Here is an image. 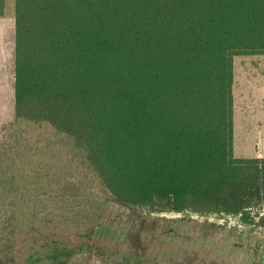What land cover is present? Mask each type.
<instances>
[{
    "label": "trees",
    "instance_id": "obj_1",
    "mask_svg": "<svg viewBox=\"0 0 264 264\" xmlns=\"http://www.w3.org/2000/svg\"><path fill=\"white\" fill-rule=\"evenodd\" d=\"M14 54L0 264H70L105 206L63 193L70 168L36 127L123 206L246 225L264 213V158L234 154V61L264 56V0H15Z\"/></svg>",
    "mask_w": 264,
    "mask_h": 264
},
{
    "label": "rangeland",
    "instance_id": "obj_2",
    "mask_svg": "<svg viewBox=\"0 0 264 264\" xmlns=\"http://www.w3.org/2000/svg\"><path fill=\"white\" fill-rule=\"evenodd\" d=\"M14 52L15 0H7L0 17V131L15 118ZM234 62V154L264 158V56H239ZM28 136L57 151L70 168L60 169L67 179L62 181H68L64 194L76 191L106 201L90 246L77 239L85 250L70 264H264L263 212L255 210L260 216L246 225L238 216L129 208L115 202L80 159L72 160L70 146L51 128L36 127Z\"/></svg>",
    "mask_w": 264,
    "mask_h": 264
},
{
    "label": "crops",
    "instance_id": "obj_3",
    "mask_svg": "<svg viewBox=\"0 0 264 264\" xmlns=\"http://www.w3.org/2000/svg\"><path fill=\"white\" fill-rule=\"evenodd\" d=\"M235 82H236V77H235ZM234 87H235V84H234ZM235 95V94H234ZM234 137H235V135H234Z\"/></svg>",
    "mask_w": 264,
    "mask_h": 264
}]
</instances>
